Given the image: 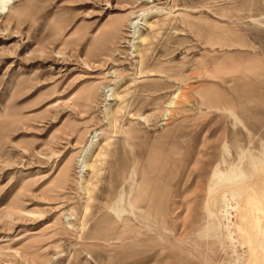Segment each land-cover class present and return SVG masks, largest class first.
Wrapping results in <instances>:
<instances>
[{"label": "rangeland", "instance_id": "rangeland-1", "mask_svg": "<svg viewBox=\"0 0 264 264\" xmlns=\"http://www.w3.org/2000/svg\"><path fill=\"white\" fill-rule=\"evenodd\" d=\"M230 164L243 181L209 182ZM130 182L141 224L107 208ZM223 195L236 242L220 245L206 227ZM257 205L264 0L0 10V264H245L261 250L237 223Z\"/></svg>", "mask_w": 264, "mask_h": 264}, {"label": "bare ground", "instance_id": "bare-ground-1", "mask_svg": "<svg viewBox=\"0 0 264 264\" xmlns=\"http://www.w3.org/2000/svg\"><path fill=\"white\" fill-rule=\"evenodd\" d=\"M9 1L10 0H0V10L3 11L4 9H7V3ZM177 95L178 94H176L175 96ZM182 100H185V97H183ZM171 103L172 101L170 102V104ZM180 104L182 103H179V105ZM91 147H92V142L89 144L87 150H89ZM249 158L252 167L256 168L255 158L252 155H249ZM244 178H245V174L240 169L239 164H230L224 170H220L218 165H216L212 171L209 182L212 184L239 183L243 181ZM139 199L140 196L133 195V183L130 182V189L128 193L126 195L122 193L118 194L113 200V202L109 204L107 208L111 210L116 221L125 223L124 221L128 220L127 217L130 216L132 219H134L137 222V224H141L144 223L145 219L154 216L150 214L149 215L141 214L144 211V209L142 206L138 205ZM231 199H232L231 196L228 197L223 195V205L221 212H222V216L225 219V222L222 223L220 218L216 215V213L213 212V214H215V218H213V221L210 223V225L206 227V229L208 228L210 229L211 235L217 239V242L220 245L224 244V237H228V235L232 237L234 243L236 242V238L234 237L235 234L231 226L233 223L230 213V210L233 208V206L230 204ZM243 204H245V202ZM245 215L246 213L244 210L243 214L241 215L242 216L241 220L237 223V226L240 230L246 229L248 232H250L249 234L250 239L253 240L255 239L256 242V239L259 238L260 233H264V212L262 213L260 205H257L256 213L254 214L256 216L254 222L250 220L247 223H245L246 222ZM234 226H236V224H234ZM224 229H225V234H224ZM252 260L253 262L251 264H263L262 262L261 263L258 262L259 259L257 257L253 258ZM236 263L244 264L242 258L241 260H237ZM245 264H249V263H245Z\"/></svg>", "mask_w": 264, "mask_h": 264}, {"label": "crops", "instance_id": "crops-1", "mask_svg": "<svg viewBox=\"0 0 264 264\" xmlns=\"http://www.w3.org/2000/svg\"><path fill=\"white\" fill-rule=\"evenodd\" d=\"M258 244L259 247L258 249H260L261 251H256L255 253L252 254L251 258L249 259V264H251L253 262V258L257 257L259 259V263H263L264 264V233H260L259 238H258Z\"/></svg>", "mask_w": 264, "mask_h": 264}]
</instances>
